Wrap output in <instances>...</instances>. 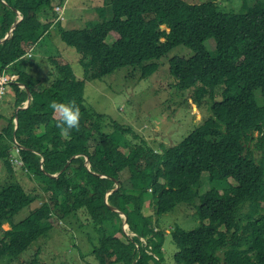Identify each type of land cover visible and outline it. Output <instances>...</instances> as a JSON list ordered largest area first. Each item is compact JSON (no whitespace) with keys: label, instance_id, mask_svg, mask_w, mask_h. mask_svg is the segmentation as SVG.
<instances>
[{"label":"trees","instance_id":"1","mask_svg":"<svg viewBox=\"0 0 264 264\" xmlns=\"http://www.w3.org/2000/svg\"><path fill=\"white\" fill-rule=\"evenodd\" d=\"M63 1L0 0V74L13 77L16 95L15 116L0 128V172L7 174L0 260L17 259L60 222H83L91 228V264H165L164 231L144 210L152 205L160 217L185 204L201 225L172 233L177 264H264V0H245L241 12L223 10L218 0H102L103 6L94 0L99 21L79 29L56 20ZM53 31L75 49L83 79L58 46L41 77L27 72L32 53H46L43 42ZM178 46L191 54L170 58V75L177 89L190 92L187 109L210 111L200 126L159 149L129 124L104 127L105 114L86 105V82L123 68L127 78H151ZM29 94L31 103L17 111ZM52 101L79 105L78 129L60 134ZM14 138L24 167L15 162ZM17 168L32 173L46 196L15 222L39 199L21 184ZM229 179L235 184L213 185Z\"/></svg>","mask_w":264,"mask_h":264},{"label":"rangeland","instance_id":"2","mask_svg":"<svg viewBox=\"0 0 264 264\" xmlns=\"http://www.w3.org/2000/svg\"><path fill=\"white\" fill-rule=\"evenodd\" d=\"M97 1L100 2V6H103L105 0ZM185 1L202 3L207 0ZM221 1L224 2L221 8L225 11H244L242 7L245 0H218V3ZM247 1H249L247 5H252L255 2V0ZM76 2L88 3L86 6L80 5L79 9L77 6L69 4L64 12L62 26L68 29L93 27L99 21V14L96 10L97 3L94 0H77ZM75 12L76 14H74ZM57 38L55 42L58 46L60 45L61 52L71 61L76 75L83 79L84 70L76 61L78 55L74 51L75 49H68L62 43L60 35ZM43 44L49 50L43 53L44 55L40 53L34 55L35 61L32 62V67H26L27 72L33 73L34 77L42 76V72L46 69L45 65L49 64L50 56L54 51H57L53 48V44L48 37L45 38ZM206 46L211 52L215 51L216 44L214 40L207 41ZM190 54L191 50L187 47L178 46L174 48L168 56L160 61L159 70L151 78L140 80L136 74L127 78L129 69L123 68L102 79L103 81H88L85 88L86 105L91 110L105 114L104 127L107 121L129 124L136 134L145 139L150 145L158 147V149L160 144H165L166 147L176 145L199 127L203 120L210 115L209 110L202 113L201 110L187 109L184 104L189 99L190 92L177 89L175 86L176 81L170 75L169 59L176 55L188 56ZM4 100H6V103L3 104L2 102L0 104V122L2 120L8 124L10 119L15 116L14 104L16 102V95L10 83L6 84L3 91ZM259 102L262 104L260 97ZM107 131L114 133V136L118 139L122 137L120 132L115 131L113 128L109 127ZM128 137L133 139L132 134H129ZM121 150L128 153L124 147ZM16 175L21 179V184L27 192L38 196L39 199L16 215L15 222L27 217L30 211L42 204L46 196L32 173L27 176L18 169ZM6 178L7 174L2 170L0 172V187L4 184ZM231 184H235V182L229 179L226 184L217 182L213 185L225 188ZM150 192H152V189H150ZM144 215L152 217L155 224L159 219V225L157 226L165 234L163 247L165 264H177L175 254L178 248L171 240L172 233L179 228L185 231L198 228L201 225V220L197 217L196 211L192 210L190 206L181 204L172 212L158 217L152 205H149L144 210ZM81 224L84 228L87 226L86 223L82 222ZM82 227L79 225L68 226L66 223L60 222L48 235L36 241L17 259L12 260L10 263V260L7 259L0 260V264H30L34 260L35 264H91L93 263V256L88 255V253L91 251L92 243L88 240L86 233L91 231V228L84 229ZM121 239L125 241L124 237Z\"/></svg>","mask_w":264,"mask_h":264},{"label":"clouds","instance_id":"3","mask_svg":"<svg viewBox=\"0 0 264 264\" xmlns=\"http://www.w3.org/2000/svg\"><path fill=\"white\" fill-rule=\"evenodd\" d=\"M69 1L70 0H64L63 4H57L55 6V10L58 12L57 21H61V23L64 21V12ZM12 80L10 82H12ZM2 102L4 101L2 100ZM2 102L0 104H2ZM26 104L27 102L24 103L23 107H19L17 111L21 108H25ZM50 108L52 109L53 115L57 120V127L59 128L60 134L62 136L68 135L71 130L79 128L81 120V110L79 105H77L74 101L68 103L52 101L50 104Z\"/></svg>","mask_w":264,"mask_h":264},{"label":"crops","instance_id":"4","mask_svg":"<svg viewBox=\"0 0 264 264\" xmlns=\"http://www.w3.org/2000/svg\"><path fill=\"white\" fill-rule=\"evenodd\" d=\"M76 1H77V0H70L69 3H68V5H67L66 7H68L69 4H70V5H73V6H77L78 9L80 8V5L83 6V5H82V2L77 3ZM74 14H76V12H75ZM73 16H74V15H73ZM52 27H54V28L57 29V26H52ZM50 36H51L50 41H51V43L53 44V48L55 49V43H56V42H55V39H56L57 36H58V32H56V31L54 32V31H53V32L51 33ZM57 40H58V38H57ZM57 43H58V42H57ZM56 46H58V45L56 44ZM59 46H60V45H59ZM59 46H58V47H59ZM44 49L47 50V51L49 50V49L46 48V47H45ZM60 50H61V48H60ZM47 51H46V52H47ZM31 52H32V51H31ZM32 55L34 56L35 54L32 53ZM30 59L33 60L34 58L32 57V58H30ZM31 64L33 65L32 62H31ZM29 97H30V96H29ZM29 97H28V100L30 99ZM28 100H27V101H28ZM27 101H26V102H27ZM31 101H32V98H31L29 104L31 103ZM5 103H6V100H4L3 104H5ZM14 122L16 123L15 120H14ZM5 124H6V122L1 120V122H0V126L3 127V126H5Z\"/></svg>","mask_w":264,"mask_h":264},{"label":"built area","instance_id":"5","mask_svg":"<svg viewBox=\"0 0 264 264\" xmlns=\"http://www.w3.org/2000/svg\"><path fill=\"white\" fill-rule=\"evenodd\" d=\"M12 76H9V75H6V74H4V75H0V103L2 102V100H3V91L5 90V86H6V82L7 81H11L12 80ZM8 82V83H9ZM19 150V148L17 147L16 148V151H18ZM19 159H17V158H15V162H16V164H18V166H20V164H21V162H22V164H24V161H23V159H22V156L20 155L19 157H18Z\"/></svg>","mask_w":264,"mask_h":264},{"label":"bare ground","instance_id":"6","mask_svg":"<svg viewBox=\"0 0 264 264\" xmlns=\"http://www.w3.org/2000/svg\"><path fill=\"white\" fill-rule=\"evenodd\" d=\"M15 25H16V23L14 24V27H15ZM58 45V44H57ZM55 46H56V43H55ZM65 52V51H64ZM63 53V52H62ZM29 56H31V54H30V52H29V54H28ZM64 55V54H63ZM32 57H33V55H32ZM8 82L9 81H7L5 84H8ZM15 123V122H14ZM16 124H17V120H16ZM21 144V143H20ZM19 144V142H18V140L16 139V138H14V143H13V146H14V150H15V154L17 155V159H19L18 157L20 156V150H22V146ZM19 148V150L18 151H16V148ZM15 166V165H14ZM20 166L21 167H24V164H22V162H21V164H20ZM127 228V227H126ZM130 230V229H129ZM132 236H134L133 234H132Z\"/></svg>","mask_w":264,"mask_h":264},{"label":"water","instance_id":"7","mask_svg":"<svg viewBox=\"0 0 264 264\" xmlns=\"http://www.w3.org/2000/svg\"><path fill=\"white\" fill-rule=\"evenodd\" d=\"M13 28H14V27H13ZM29 96H30V97H29L30 99L27 101L26 107L29 105V102H30V100H31V98H32V97H31V94H29ZM67 166H68V164H67ZM67 166H66V167H67ZM66 167H65V168H66ZM65 168H64V169H65ZM64 169H63L62 171H64ZM62 171H61V172H62ZM53 177H57V176L53 175ZM125 224H126V226H127V223H125ZM128 231H130V230L128 229Z\"/></svg>","mask_w":264,"mask_h":264}]
</instances>
